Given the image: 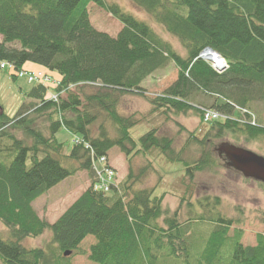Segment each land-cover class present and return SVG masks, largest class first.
I'll return each instance as SVG.
<instances>
[{"label": "trees", "instance_id": "1", "mask_svg": "<svg viewBox=\"0 0 264 264\" xmlns=\"http://www.w3.org/2000/svg\"><path fill=\"white\" fill-rule=\"evenodd\" d=\"M132 1L180 40L184 56L114 2L0 0V61L10 65L0 70L29 83L35 82L30 74L47 76L24 94L15 114L8 116L0 106V222L7 230L0 237V261L70 264L64 252L79 251L91 236L87 258L93 264H264V210L262 232L254 244L244 245L240 228L229 235L234 219L205 216L192 202L187 212L172 211L155 187H138L150 166L134 171L135 156L157 148L169 161L180 160L170 137L151 129L135 140L130 129L136 123L117 111L125 94L142 96L144 80L171 63L176 79L148 100L153 110L200 116L199 108L206 107L226 115L212 121L200 139L188 132L203 150L199 161L187 166L188 177L214 164L203 148L208 137L264 140V126L250 107L264 100V0ZM90 3L121 23L115 36L91 25ZM204 48L225 59V71L199 57ZM27 63L40 69L28 70ZM197 93L215 98L197 102ZM62 129L72 135L69 148L57 138ZM114 147L124 154L127 172L103 192L94 188L101 183L94 163ZM79 170L87 171L88 187L55 222L42 220L33 202ZM46 230L51 238L45 248L23 246V240Z\"/></svg>", "mask_w": 264, "mask_h": 264}, {"label": "rangeland", "instance_id": "2", "mask_svg": "<svg viewBox=\"0 0 264 264\" xmlns=\"http://www.w3.org/2000/svg\"><path fill=\"white\" fill-rule=\"evenodd\" d=\"M106 1L114 2L135 17L144 20L165 41L169 42L178 53L184 56L185 50L180 40L166 32L144 8L138 6L132 0ZM87 7L90 23L96 30L105 32L110 36H115L119 32L121 23L118 20L95 6V4L90 3ZM209 52L214 53V57L223 63L222 71H225V59L214 51ZM203 58L214 70L219 71V73L222 72L218 70L211 58ZM177 71V68L169 63L144 80L142 87L144 93L142 96L125 94L120 100L117 111L125 117H130L136 123L130 129L131 136L138 140L141 135L149 130H156L158 135H166L172 139V149L175 156L179 157L180 160L178 162L169 161L157 148H151L145 157L141 155L135 156L130 162L134 171L145 165L150 166L143 181L138 183V187H155V193L164 195L163 203L172 211L179 207L181 212H187L189 210L188 205L192 202L194 204L193 207L203 212L205 216L220 214L223 217L234 219L236 222L228 231L229 235L232 234L234 227L240 228L243 231L241 242L244 245L254 244L255 234L263 230L260 218L261 212L264 210V184L261 185L253 180L243 178L239 172L226 167L222 159L217 155L215 148L220 143L227 142L264 156V140L245 139V137L240 135H226L221 138L210 139L208 137L204 141L203 148H205L204 152H208L214 159V164L194 171V175L188 177L186 173L187 166L194 165L197 160L199 161L198 158L201 157L203 151L197 143L192 144L190 142L191 139H188V132H193L195 139H200L208 131L210 123L201 122L199 114L195 112H189L185 115H174L172 113L163 115L162 111L153 110L148 102L150 98L157 96L173 83L176 79ZM9 73L8 70H0V106H2L5 114L11 116L15 114L24 100V94L31 89L35 82L29 83L25 77L13 80ZM88 90V88H85V91ZM196 96L195 101H203L204 103H212V99L215 98L213 95L204 96L202 93H197ZM250 104L251 109L257 112V119L264 126V100L253 101ZM107 125L110 134L114 136L113 129H111L109 123ZM96 127V125L93 127V133L96 132ZM17 134L21 135V132L18 131ZM56 135L57 138L65 141L64 145L66 148L70 147L71 134L62 129ZM109 157L112 161L111 164H114L118 169V174L121 177L124 176V171L127 169L124 154L114 147L109 150ZM89 184L90 179L87 171L79 170L36 198L32 204L33 210L42 220L49 223L54 222ZM182 197L184 201L180 200ZM217 199H219L218 203L215 201ZM6 231V228L0 222V237H5ZM50 236V232L46 230L37 238H26L22 241V244L26 248H45L50 243ZM93 241V238L88 236L79 245L77 249L79 251H70L71 253L66 256L69 258L70 264H93L87 258V248ZM53 251L57 254L55 248ZM0 264H2L1 261Z\"/></svg>", "mask_w": 264, "mask_h": 264}, {"label": "water", "instance_id": "3", "mask_svg": "<svg viewBox=\"0 0 264 264\" xmlns=\"http://www.w3.org/2000/svg\"><path fill=\"white\" fill-rule=\"evenodd\" d=\"M219 156L225 160L227 167L239 172L244 178H251L264 183V157L248 149L220 143L216 147ZM65 255L69 252H64Z\"/></svg>", "mask_w": 264, "mask_h": 264}, {"label": "built area", "instance_id": "4", "mask_svg": "<svg viewBox=\"0 0 264 264\" xmlns=\"http://www.w3.org/2000/svg\"><path fill=\"white\" fill-rule=\"evenodd\" d=\"M209 51H211V50L204 49L203 52L199 53V56L201 58H203V57H205L204 56V52L207 53ZM205 58H207V57H205ZM6 66H10V65L8 63H6V62L0 61V68H5ZM28 79H29V81L35 80V82L36 81L41 82L42 80L43 81L47 80V76H44L41 73H36V74H30L28 76ZM203 116H204L205 120H212V119H216L218 117H221L218 112H215V111H212V110H207V109H203ZM101 159L103 161L104 158H101ZM105 171H106V173L108 175V179H109L110 175H111V171H109L107 169ZM106 184L107 183H105V180H102V183L100 184L99 187H103L104 189H107L108 185H106Z\"/></svg>", "mask_w": 264, "mask_h": 264}, {"label": "bare ground", "instance_id": "5", "mask_svg": "<svg viewBox=\"0 0 264 264\" xmlns=\"http://www.w3.org/2000/svg\"><path fill=\"white\" fill-rule=\"evenodd\" d=\"M204 56L207 58H211L214 61L215 66L218 68V70L222 71L223 70V63H221L220 61H218L215 57H214V53H204ZM219 72V71H218Z\"/></svg>", "mask_w": 264, "mask_h": 264}, {"label": "crops", "instance_id": "6", "mask_svg": "<svg viewBox=\"0 0 264 264\" xmlns=\"http://www.w3.org/2000/svg\"><path fill=\"white\" fill-rule=\"evenodd\" d=\"M26 65V69H28V70H31V71H37L38 69H40V67L38 66V65H35V64H25Z\"/></svg>", "mask_w": 264, "mask_h": 264}]
</instances>
